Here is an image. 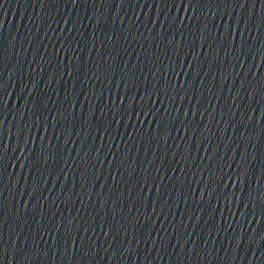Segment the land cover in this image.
I'll use <instances>...</instances> for the list:
<instances>
[{"label": "water", "instance_id": "obj_1", "mask_svg": "<svg viewBox=\"0 0 264 264\" xmlns=\"http://www.w3.org/2000/svg\"><path fill=\"white\" fill-rule=\"evenodd\" d=\"M0 264H264V0H0Z\"/></svg>", "mask_w": 264, "mask_h": 264}]
</instances>
